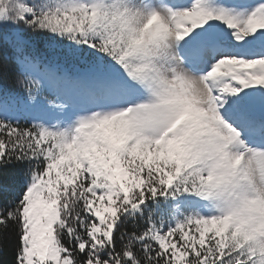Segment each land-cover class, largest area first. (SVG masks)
Returning a JSON list of instances; mask_svg holds the SVG:
<instances>
[{
	"label": "snow or ice",
	"instance_id": "obj_1",
	"mask_svg": "<svg viewBox=\"0 0 264 264\" xmlns=\"http://www.w3.org/2000/svg\"><path fill=\"white\" fill-rule=\"evenodd\" d=\"M4 80L3 264H264V0H0Z\"/></svg>",
	"mask_w": 264,
	"mask_h": 264
},
{
	"label": "trees",
	"instance_id": "obj_2",
	"mask_svg": "<svg viewBox=\"0 0 264 264\" xmlns=\"http://www.w3.org/2000/svg\"><path fill=\"white\" fill-rule=\"evenodd\" d=\"M0 86L10 87L8 81H0ZM19 178L18 176L13 175L11 172H0V189L3 187H7L8 189H13L18 186ZM6 193L0 190V201L5 198ZM12 250L15 247V239H13L12 243L9 246ZM9 256H0V264H3V261L10 258Z\"/></svg>",
	"mask_w": 264,
	"mask_h": 264
}]
</instances>
